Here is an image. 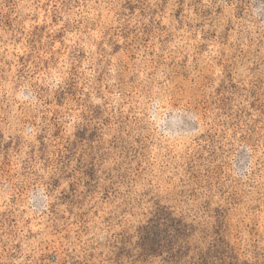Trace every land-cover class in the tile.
I'll use <instances>...</instances> for the list:
<instances>
[{
	"label": "rangeland",
	"instance_id": "obj_1",
	"mask_svg": "<svg viewBox=\"0 0 264 264\" xmlns=\"http://www.w3.org/2000/svg\"><path fill=\"white\" fill-rule=\"evenodd\" d=\"M0 264H264V0H0Z\"/></svg>",
	"mask_w": 264,
	"mask_h": 264
}]
</instances>
